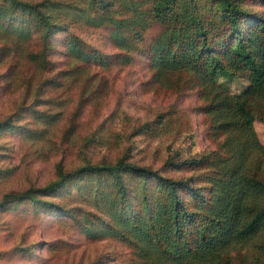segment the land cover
I'll list each match as a JSON object with an SVG mask.
<instances>
[{
  "label": "trees",
  "instance_id": "obj_1",
  "mask_svg": "<svg viewBox=\"0 0 264 264\" xmlns=\"http://www.w3.org/2000/svg\"><path fill=\"white\" fill-rule=\"evenodd\" d=\"M242 1L90 0V21L79 25L105 29L118 51L105 54L83 43L79 51L70 44L74 53L106 65L139 59L159 87L178 93L196 89L208 129L221 137L219 150L199 161L205 169L196 176L197 188L190 178L172 182L157 170L120 160L82 166L13 196L11 203H28L35 214L67 217L85 239L118 241L129 249L132 264H243L240 247L249 243L264 254V145L249 136L250 101L264 99V17L249 14ZM0 3V60L18 65L17 45L33 28L39 50L29 56L37 68H46L49 42L67 25L52 22L41 2ZM220 78H242L247 85L233 94ZM53 82L45 79L39 88ZM85 175L96 182L89 204L103 207V216L68 213L42 199Z\"/></svg>",
  "mask_w": 264,
  "mask_h": 264
},
{
  "label": "rangeland",
  "instance_id": "obj_2",
  "mask_svg": "<svg viewBox=\"0 0 264 264\" xmlns=\"http://www.w3.org/2000/svg\"><path fill=\"white\" fill-rule=\"evenodd\" d=\"M21 1L41 2L43 13L67 28L49 42L46 68H37L29 56L39 50L33 28L17 45L18 65L0 60V264H132L129 249L118 241L85 239L69 218L41 210L35 214L28 203L10 200L82 166L120 160L157 170L172 182L190 178L197 188L196 176L205 169L199 161L219 150L221 137L208 129L196 89L178 93L159 87L136 58L111 66L71 50L70 44L79 50L83 43L105 54L118 51L105 29L79 25L90 21V0ZM240 6L264 17V0H244ZM45 79L54 82L39 88ZM219 82L233 94L247 85L242 78ZM250 110L249 136L264 145V99L251 100ZM24 126L30 129L26 134L20 130ZM95 186L85 175L42 199L68 213L87 210L103 216V207L89 204ZM240 254L243 264H264V254L253 244L240 247Z\"/></svg>",
  "mask_w": 264,
  "mask_h": 264
}]
</instances>
